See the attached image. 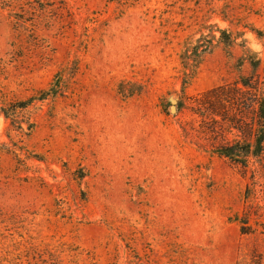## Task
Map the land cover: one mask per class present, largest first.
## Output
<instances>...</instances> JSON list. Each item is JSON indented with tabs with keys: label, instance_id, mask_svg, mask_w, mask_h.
Here are the masks:
<instances>
[{
	"label": "rangeland",
	"instance_id": "374dc122",
	"mask_svg": "<svg viewBox=\"0 0 264 264\" xmlns=\"http://www.w3.org/2000/svg\"><path fill=\"white\" fill-rule=\"evenodd\" d=\"M255 97L264 0H0V264H264Z\"/></svg>",
	"mask_w": 264,
	"mask_h": 264
},
{
	"label": "trees",
	"instance_id": "16d2710c",
	"mask_svg": "<svg viewBox=\"0 0 264 264\" xmlns=\"http://www.w3.org/2000/svg\"><path fill=\"white\" fill-rule=\"evenodd\" d=\"M220 38L222 39L225 33L224 31H220ZM188 48H185L183 51V55H187ZM197 51H195L196 53ZM187 65V62H184ZM245 86V84L243 83ZM43 94V93H42ZM53 96V95H51ZM41 99L45 97H40ZM256 107V129L254 131L253 141L246 142L244 144L235 143L234 145L228 147H222L219 149V154L226 157H235L241 156L247 157L249 155L258 156L262 150L264 145V97H255ZM21 107L26 106L27 102L22 103ZM239 153L241 155H239Z\"/></svg>",
	"mask_w": 264,
	"mask_h": 264
},
{
	"label": "water",
	"instance_id": "95a60500",
	"mask_svg": "<svg viewBox=\"0 0 264 264\" xmlns=\"http://www.w3.org/2000/svg\"><path fill=\"white\" fill-rule=\"evenodd\" d=\"M174 109H175V107L172 105V106H171V111H174Z\"/></svg>",
	"mask_w": 264,
	"mask_h": 264
}]
</instances>
